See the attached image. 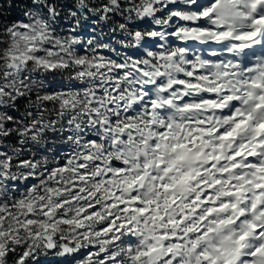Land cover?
<instances>
[{
	"label": "snow or ice",
	"instance_id": "6c2138e0",
	"mask_svg": "<svg viewBox=\"0 0 264 264\" xmlns=\"http://www.w3.org/2000/svg\"><path fill=\"white\" fill-rule=\"evenodd\" d=\"M0 264H264V0H0Z\"/></svg>",
	"mask_w": 264,
	"mask_h": 264
}]
</instances>
